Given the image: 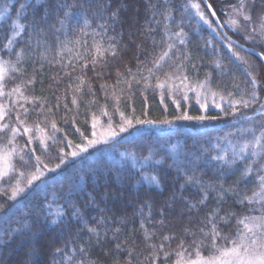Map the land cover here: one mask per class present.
Here are the masks:
<instances>
[{
	"label": "trees",
	"instance_id": "obj_1",
	"mask_svg": "<svg viewBox=\"0 0 264 264\" xmlns=\"http://www.w3.org/2000/svg\"><path fill=\"white\" fill-rule=\"evenodd\" d=\"M197 1L215 30L199 22L189 0H0V12L7 8V16L0 21V57L10 66L3 81L5 95L0 102L8 103V108L12 109L2 123L16 125V111L22 112L20 104L29 109L28 117H21L26 124L33 126L39 122L48 135L52 134L51 120H56L63 131L56 134V143L47 141L55 152L59 147L65 152L74 151L84 137L91 139L95 131L93 116L96 125L101 123L117 131L123 124L121 113L125 118L134 116L174 124L161 131L140 128L141 124L133 123L127 128L128 135L121 134L77 157L68 156L59 169L46 171L14 200L8 199L12 187L17 179L21 186L27 184L34 168L20 160L21 149L27 141L23 130L11 144V128L0 131V149L6 152L13 147L16 149L11 157L13 167L6 176L0 177V204L7 209H0V264H78L82 260L85 264L89 260L112 264L121 259H131L132 264H151L152 255L156 257V264H176L179 259L176 253L182 251L178 247L181 240L184 241L183 262L196 259L197 244L201 241V255L212 254L210 238L204 239L200 231H211V224L206 221L212 209H221L213 222L221 236L230 239L236 235V220L240 215L259 214L247 213L231 192L224 195L223 203H217L220 185L225 189L234 186L247 161H237L238 169L233 172L211 157L231 158L234 149L238 151L241 144L253 139L242 129L254 127L255 134H260L259 122H264V110H261L264 83L257 86L255 104L247 109L237 104L239 110L233 113L231 102L249 99L248 93L252 90L244 72L248 65L238 61L233 52H238L257 68L263 63L223 38L202 2ZM208 1L226 32L247 45L242 36L224 25L218 0ZM21 4L34 6L24 9ZM36 11L47 20L39 35L26 23V18L30 20ZM13 20L25 24L26 30L13 38L15 42L10 48H5L14 31ZM181 30L183 44L173 35ZM98 43L106 50L102 57L96 53ZM169 44L174 47L161 69L154 70L148 80L143 79L149 77L146 69L168 50ZM110 45L116 46L115 53ZM250 47L260 52L263 48ZM18 52L22 53L20 57ZM94 56H97L95 65L92 64ZM138 62H143L142 68ZM176 64L182 67L176 69ZM118 71L122 74L119 84ZM166 72L186 75L185 83L193 87L206 82L205 89L197 87L201 92L199 103L196 92L188 91L179 79L167 81L162 89L156 87L158 82L165 81ZM80 78L85 84L78 94L75 87L80 84ZM29 79H33L34 84L23 89L24 95L40 100L33 105L18 99L13 105L7 93ZM259 79L264 81V69L260 70ZM105 83L109 87L101 90L100 85ZM74 96L78 106L72 104ZM115 97H119V103ZM92 100L97 103L90 104ZM41 102L45 104V111L53 109L47 126L44 117L37 115ZM201 104L207 107L201 108ZM216 104L221 106L217 108ZM186 115L192 118H185ZM27 147L36 148V155H40L49 168L59 163L58 159L48 158L51 153L43 152L39 141ZM31 164H35L34 157ZM21 171L25 172L24 176L20 175ZM252 175L255 179V171ZM187 176H194L203 183H186ZM209 182L212 188L206 189L204 185ZM255 187L252 182L240 183V195H250ZM205 190L210 195L201 207L198 201ZM191 204L197 206L190 208ZM76 210L79 216L73 215ZM229 211H235L237 216L224 224L220 217L227 218ZM88 227L97 229L99 241L96 233L88 232ZM146 232L150 239H145ZM165 236H175V239L165 241ZM161 243L164 251L170 253L169 258L164 257V251L157 252L149 246L158 248ZM117 244L121 245L122 255L115 248ZM218 244L226 246V241L221 239ZM56 249L61 251L58 253Z\"/></svg>",
	"mask_w": 264,
	"mask_h": 264
},
{
	"label": "snow or ice",
	"instance_id": "obj_2",
	"mask_svg": "<svg viewBox=\"0 0 264 264\" xmlns=\"http://www.w3.org/2000/svg\"><path fill=\"white\" fill-rule=\"evenodd\" d=\"M205 3H207V0H205ZM34 5L32 4H21L20 7L24 9L32 8ZM193 8L197 10V15L200 17L201 20H204L205 23L211 24V22L205 17L204 12L201 11L200 4L194 3L191 5ZM73 7V6H69ZM232 7V15L240 16L243 18L245 22H247L251 26V31L244 36L245 40H252L255 38L256 35H259L261 37V42H264V0H239L238 6H231ZM208 8L211 10L212 5L208 4ZM7 11V8L4 10ZM18 11V10H17ZM253 13H256V21H253ZM4 12H0V16H3ZM65 15L67 16L68 13L65 12ZM113 16L116 15L115 12L112 13ZM211 15L215 16L216 12L211 11ZM26 23L29 28H32L34 31L37 32V35L41 34L43 32V26L47 24L46 18L40 14L38 11L32 13V17L30 20L26 18ZM229 26L236 28L239 27L238 21L236 19L230 18L229 20L225 21ZM12 26L14 31L12 32V35L9 36L8 42L5 45V48H10L11 45L15 42L14 37H18L21 35V31L26 30L25 24L18 23L16 20L12 21ZM176 39L180 41L181 44L184 43V33L183 31H179L173 34ZM230 39V38H229ZM110 49L115 53V45H110ZM174 47L173 44L168 45V50L164 51L162 55L158 56L152 64V67L147 68V72L149 73V77H142L145 80H148L152 75H154V70L159 71L162 67V62L165 61L169 55L170 50ZM96 53L97 56L102 57L104 55V50L102 48L101 44H96ZM232 45L229 44V49L231 50ZM22 53L18 52L17 56L20 57ZM233 55L236 57L238 61H241L243 64L248 65L247 68L244 69V72L246 76L248 77L247 83L252 86V90L248 93L249 99L241 98L238 101H232V112L236 113L239 109L237 108V104L242 105L245 109L249 108L250 104H255L257 102V86L264 83V81H261L259 79L260 70L264 69V64L260 66V68L255 67L254 65L250 64L248 60H246L244 57H241L238 52H233ZM97 56H94L92 59V64L95 65L97 63ZM259 59L261 61H264V48L261 49V52L258 54ZM187 59V57H185ZM6 62H0V97L5 95L4 92V77L7 73V68L5 66ZM140 67L142 68L143 62H138ZM182 67V64H176L175 68L180 69ZM219 67V65H217ZM87 68V65H85V69ZM93 71H95V68H93ZM103 71V70H101ZM138 71H140V68H138ZM128 73L131 74V69H128ZM121 73L118 71L116 73L117 77V84L120 83V77ZM166 79L163 82H158L156 87L158 88H164L167 81L175 79H179L181 83L188 89V91H195L196 95L198 97L197 102L199 103V97L201 95L200 91H197V87L201 90L206 88V82L202 81L199 83L197 87H193L190 84L185 83L188 80V77L185 76H177L175 72L171 73H164ZM34 84L33 79H29L27 81H22L20 84H17L14 88H12L7 95L8 96H17L20 100L30 101L33 105L36 104L37 101L40 100L39 97H28L24 95L23 89L27 88L30 85ZM85 84V80L83 78H80V84L75 87V92L78 94H81V88ZM71 87V86H70ZM108 84H101L100 88L101 90H107ZM129 87H131V83H129ZM171 87V86H170ZM89 91L91 92V88L89 87ZM93 96H95V93H92ZM115 96V93L113 94ZM231 95V93H229ZM212 96L215 97L216 93L213 92ZM185 99H187V93H185ZM117 103H119V97H115ZM223 99V97L221 98ZM13 105L17 103L16 100H13L11 102ZM90 104L97 103V101L92 100L89 102ZM72 104L77 105V98L74 96L72 99ZM217 108H219L221 105L216 104ZM207 107V104H201V108ZM19 108L22 109L21 111H16L15 114V120L16 125H10L7 123H0V131H3L5 129L11 128V135L9 136V143L11 144L16 136L18 134H21V129L23 130L22 134L27 136L26 145L24 148L21 149V155L20 160L23 162L26 166H31L34 168V171H32L27 178V184L24 186L20 185L19 179H17L15 185L12 187L11 195L8 197L10 200H14L16 197H18L21 193H24L26 189L33 184L34 181H39L41 177L44 176L46 171H55L56 169H59L62 164L65 163V159L68 156H77L81 152L87 151L88 148L91 146L100 143L101 140H108L114 136L117 135V132L111 128V126L102 133L99 137H97V134L95 131H93L92 139H88L87 137H84L81 144L75 145L76 150L71 152H65V149L63 147H59L58 152H55L50 145L47 143V141L51 140L53 143H56L57 136L56 134L58 132L63 131V129L59 128L57 126L56 120H51L50 127L52 130V134L48 135L46 132L45 127H41V124L39 122L35 123L33 126H29L26 124L25 119H22L21 117L27 118L29 115V109L24 107L23 104L19 105ZM56 108H59V98H57V104ZM65 108H67V104H65ZM40 111L37 113L38 117L43 116L44 122L47 126L48 123V116L53 114L52 108L45 109V104L41 102L40 104ZM261 110H264V104L261 105ZM12 111V109L8 108L6 104L0 103V121H2L6 116L9 115V113ZM119 111V109H117ZM105 115L107 113H104ZM185 118L191 119L192 117H188L187 115ZM204 117H197V119H203ZM121 119L123 120V124L120 126L119 131L124 132L127 128L132 127L133 123L136 124H152L157 123L151 120H140L135 118L134 116L131 118H125L123 113H121ZM215 119V117H213ZM245 119H251V117H246ZM162 123H169L168 121H161ZM73 123H75V120H73ZM261 124L260 127V134H255V128L249 127L247 129H242V132L249 133L252 135L253 139L245 141L243 144L240 145L239 150H233V154L231 158H227L225 155H216L211 157V160L217 161L218 163H221L223 165L229 166L233 172H235L238 169L237 161L244 160L247 161L246 166L241 174V176L234 182V186H230L229 188L225 189L223 187V184L220 185L219 192L221 193L220 197L218 198L217 203H223L224 195H226L228 192H231L234 196L237 197L236 203L240 205L242 208H245V211L247 213H253L258 212V215H252V214H245L240 215L236 223L238 225L236 229V235L233 238H229L228 236H221L217 224L213 221L216 219V217L219 215V212L221 209L215 208L212 209L207 213V223L211 224V231L210 232H204L203 229H201V233L204 237V239L211 240V251L212 254L209 256H203L201 255L200 248L203 246V241H201L199 244H197V250L195 253L196 259L190 260L187 262V264H264V122H259ZM92 127L95 129L96 127V117H92ZM79 131V129H77ZM35 132L38 135L33 136L31 133ZM36 141H39L40 147L43 149V152L45 153H51V155L48 157L49 159H58L59 163L55 164L53 168H49L48 164L44 162V160L41 159L40 155H36V148H29L28 145H33L36 143ZM69 144H71V141H68ZM251 149L249 152L248 150ZM16 152L15 147L11 149L10 152L4 154L2 159L5 162V167H13L9 161L12 157V155ZM249 156L252 158L249 160ZM35 158V164H31L32 158ZM147 159V158H145ZM188 163H194V162H188ZM255 171V179H253V172ZM227 173H222V175H226ZM7 172L3 169H0V177L6 176ZM21 176L25 175L24 171L20 172ZM249 182H252L256 185L254 190L251 192L250 195H240L239 185L240 183H244L247 185ZM186 183H195V184H201L203 183L202 180L194 177V176H187ZM204 187L212 188V184L209 182L204 185ZM216 189H213L215 191ZM210 193L208 191H202L201 199L198 201V204L202 207L204 206L209 199ZM259 205L257 208L256 205ZM197 204H191L189 207L193 208L196 207ZM247 206V207H245ZM9 208L11 205L8 206ZM50 207V206H49ZM0 209H4L5 205L0 204ZM59 215V213H58ZM74 216H79L78 210L73 212ZM237 216V213L235 211H229L226 213V217H220V220L224 224H229L231 222V218ZM82 219V218H81ZM26 227V225H24ZM89 233H96L97 240L99 241V233L97 232V229L95 227H88ZM185 233H187V229H185ZM145 239H150V235L146 232L145 233ZM171 239H175V236H165L163 237V240L168 241ZM225 240L226 246L218 244L219 240ZM150 247L156 248L157 252L164 251V244L161 243L159 247L157 248L156 245H149ZM183 246L184 241L181 240L178 247L182 250L176 255L179 257V259L176 261V264H183ZM117 252L122 255L121 245L117 244L115 246ZM61 249H56V252H60ZM80 251L83 253L84 249L83 246H81ZM87 255V253H84ZM132 255L131 250L129 251V256ZM170 253L167 251H164V257L169 258ZM78 264H85V262L79 261ZM87 264H96L95 261L89 260L87 261ZM112 264H132L131 259L127 260H114L112 261ZM151 264H156V257L155 255H152L151 258Z\"/></svg>",
	"mask_w": 264,
	"mask_h": 264
},
{
	"label": "rangeland",
	"instance_id": "obj_3",
	"mask_svg": "<svg viewBox=\"0 0 264 264\" xmlns=\"http://www.w3.org/2000/svg\"><path fill=\"white\" fill-rule=\"evenodd\" d=\"M201 1V0H200ZM218 2H219V4H221L220 5V9H221V11H222V13H223V16H224V25L225 26H227L232 32L234 31L237 35H239V36H242L241 38L243 39V41L244 42H246V44L247 45H250V46H260V47H263L264 48V42H261V37L259 36V35H256L255 36V38L254 39H252V40H245L244 39V36L245 35H247L250 31H251V26L247 23V22H245L244 20H243V18L242 17H240V16H235V15H232V7L231 6H233V5H235V6H238L239 5V0H218ZM189 3L192 5V4H194V3H198V4H200L197 0H189ZM203 4V3H202ZM192 7V6H191ZM200 7H201V11H203L204 12V15H205V17L210 21V19L208 18V16L206 15V13H205V10L202 8V6H201V4H200ZM203 7L206 9V7L204 6V4H203ZM192 9H193V11H194V14L197 16V18H198V20H199V22L200 23H203L204 25H206L207 27H209L211 30H215V27L212 25V23L211 24H209V23H205L204 22V20H201L200 19V17L197 15V10L195 9V8H193L192 7ZM207 10V9H206ZM2 12H4V11H2ZM7 16V12H4V15L3 16H0V21L3 19V18H5ZM230 18H233V19H236L237 21H238V25H239V27H236V28H233V27H231V26H229L227 23H225V21H227V20H229ZM253 21L255 22L256 21V13H253ZM211 22V21H210ZM241 34H243V35H241ZM254 48V47H253ZM255 49H256V47H255ZM259 51V50H258ZM0 62H4L2 59H1V57H0ZM262 62V61H261ZM263 63V62H262ZM5 66H6V68H7V72H8V69H9V64L8 63H6L5 64ZM2 97H4V96H2ZM2 97H0V99L2 98ZM13 100H18V97L17 96H10ZM0 103H2V102H0ZM3 104H5V103H3ZM6 105H8V103H6ZM0 123H2V121H0ZM174 126V124H172V122H169V123H162V122H157V123H152V124H141V126H140V128L141 127H148V128H154V129H156V130H161V131H163V130H167V129H170V128H172ZM119 128H120V126H119ZM108 128H106V127H104L101 123H98L97 125H96V127H95V132H96V134H97V137H99L102 133H104L106 130H107ZM113 130H115L114 128H112ZM116 132H117V135L116 136H114V137H112V138H110V139H108V140H101V142L100 143H97V144H95V145H93V146H91L90 148H93L94 146H96V145H98V144H101V143H105V142H107V141H111V140H113V139H115L116 137H118V136H120L121 134H126V135H128L129 133H127L128 132V129H126L124 132H120L119 131V129H118V131L117 130H115ZM93 138V137H92ZM91 138V139H92ZM89 149V148H88ZM76 150V149H75ZM74 150V151H75ZM86 152V151H85ZM85 152H81V153H79L78 155H80V154H83V153H85ZM6 153H8V152H6V151H3L2 149H0V169H3L4 171H6L7 172V174L9 173V171L11 170V167H8V168H6L5 167V162H4V160L2 159V157L4 156V154H6ZM77 155V156H78ZM77 156H75V157H77ZM132 161V160H131ZM9 163L11 164V159H10V161H9ZM134 163V162H133ZM187 262L188 261H184L183 262V264H187Z\"/></svg>",
	"mask_w": 264,
	"mask_h": 264
},
{
	"label": "water",
	"instance_id": "obj_4",
	"mask_svg": "<svg viewBox=\"0 0 264 264\" xmlns=\"http://www.w3.org/2000/svg\"><path fill=\"white\" fill-rule=\"evenodd\" d=\"M201 2L204 4V6L206 7L207 11L209 12L211 19L214 23V25L216 26V28L218 29V31L220 32V34L222 35L223 38H225L229 43H231L232 45L240 48L241 50L252 54L254 56H256L257 58H259L258 54L260 53V51H258L257 49L247 46L241 42H239L238 40L234 39L233 37H231L225 30L224 26L222 25L218 15L216 14L215 16L211 15V11H215L212 7V9L210 10L208 8V4H210V2L207 0V3H205V0H201ZM230 38V39H229ZM264 64V61H262Z\"/></svg>",
	"mask_w": 264,
	"mask_h": 264
}]
</instances>
